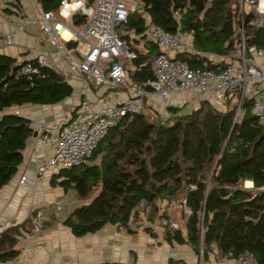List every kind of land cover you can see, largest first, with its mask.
Instances as JSON below:
<instances>
[{
	"label": "trees",
	"instance_id": "1",
	"mask_svg": "<svg viewBox=\"0 0 264 264\" xmlns=\"http://www.w3.org/2000/svg\"><path fill=\"white\" fill-rule=\"evenodd\" d=\"M134 1L140 7L129 12L118 28L135 52L123 66L129 82L141 85L151 77L147 58L154 47L146 40L143 48L137 46L143 15L164 31L191 32L193 47L207 53H232L239 41L238 0ZM58 2L37 0L41 10H54ZM84 20L80 15L71 18L74 26ZM243 36L245 43L264 50L263 27L245 25ZM64 45L72 48L75 42L67 40ZM176 56L189 67L201 66L188 53ZM27 61L34 59L17 63L0 54V111L29 103L54 104L72 93L64 76L46 65L38 66L37 75L15 76ZM216 66L207 63L209 69ZM236 97L237 91L232 90L220 105L202 99L184 111L166 105L160 109L166 117L156 120L149 119L144 108L122 116L99 141L89 164L52 174V184L63 191L71 189L84 200L62 224L74 237L93 233L104 224H118L132 234L127 223L130 211L133 224L142 221V212L147 222L143 230L151 237L150 224L166 220L160 234L168 245L184 244L197 256L210 252L216 260L234 259L248 251L264 263V124L251 113L253 97L248 96L233 121ZM31 134L29 119L14 112L0 113V188L17 171ZM247 181L251 187L244 185ZM160 200L177 204L182 228L169 225L170 216L161 211ZM29 224L25 219L0 230V262L19 253L18 236L30 232Z\"/></svg>",
	"mask_w": 264,
	"mask_h": 264
},
{
	"label": "built area",
	"instance_id": "2",
	"mask_svg": "<svg viewBox=\"0 0 264 264\" xmlns=\"http://www.w3.org/2000/svg\"><path fill=\"white\" fill-rule=\"evenodd\" d=\"M130 1L59 0L56 9L40 10V29L47 35L54 56L63 61L65 69L73 76L78 105L67 121L39 125L36 138L53 146L51 153L36 165L31 178L20 175L18 184L30 188L48 171L86 163L107 131L125 114L142 110L150 96L164 99L171 94L187 93L190 95L188 101L192 100L194 104L206 99L220 105L230 97L232 90H236L234 121L244 96L249 92V81L264 83V69L255 63L256 57H264V50L245 43L242 27L244 17L249 15L245 25L264 28V0H238L239 41L232 53L222 55L194 48L191 32L164 31L143 15L141 38L153 45L155 53L147 58L151 77L141 85L129 82L126 69L120 63L121 59L135 57V52L118 32L128 13L137 6L136 1ZM0 3L14 8L21 20L11 31L0 32L2 48L12 45L15 34L28 19L18 0H0ZM74 15L83 16L84 22L79 26L72 25ZM62 32L67 34L68 40L79 41L85 48L84 52L67 48ZM180 53H188L200 60L201 66L189 67L186 61L177 58ZM208 62L217 65L216 68H207ZM49 63L48 55L40 52L34 57V62L21 64L15 76L37 75L38 66ZM250 111L264 124V103L260 99L253 98ZM60 204L59 201L54 202L56 210L60 209ZM39 216L38 212L30 211L28 214L33 231L37 230ZM131 221L132 211L127 219L129 228H133ZM160 224H166V220L162 219ZM169 225L175 226L173 223ZM234 264L264 263L255 260L250 252L243 251L234 258Z\"/></svg>",
	"mask_w": 264,
	"mask_h": 264
},
{
	"label": "crops",
	"instance_id": "3",
	"mask_svg": "<svg viewBox=\"0 0 264 264\" xmlns=\"http://www.w3.org/2000/svg\"><path fill=\"white\" fill-rule=\"evenodd\" d=\"M18 1L28 22L21 25V30L15 34L12 45L0 48V54L12 57L19 63L23 60L34 59L40 52L46 53L50 59V63L46 66L59 71L72 88V93L68 97L54 104L29 103L11 106L0 111V113L14 112L29 119L32 131L36 132L39 125L67 121L78 105V95L73 90L75 84L73 76L65 69L63 61L54 56L49 40L45 42L43 39V36L47 35L41 31L39 26L38 16L41 9L37 0ZM20 22V16L14 8L0 3V32H9L14 25ZM62 36L64 41L68 40L65 32H62ZM140 40L141 36H139L137 46L142 44L141 48H143L145 39H142V43L139 44ZM74 42L75 46L72 49H77L78 42ZM255 63L264 69V57H256ZM184 94L187 93L177 95L176 99L183 97ZM247 96L258 98L264 103V83L252 81ZM188 102L193 103L192 100ZM36 137V134H31L27 138L22 150V161L17 171L0 188V230L10 225L20 224L25 219H28L30 223V232H22L18 236L19 253L13 259L0 262V264H168L171 257L176 256L177 258L178 251L181 249L170 247L165 241L159 245L154 244L156 243V239H153L156 238L155 232L152 231L154 236L151 237L147 231L143 230V227L147 226L144 215H140L141 222L132 224L131 229L134 231L132 234L127 233L121 227L116 229L115 224H104L95 232L80 237L71 235L69 228L62 224L63 218L53 220L45 217L42 212L43 208L52 206L55 209V201L64 202V204L71 202L70 192L73 191L71 189L63 191L58 185L50 182L52 174L56 171L46 172L30 188L18 184L20 175L31 178L36 165L46 160L51 153L53 146L44 139L38 141ZM59 179L61 178H55V180ZM162 202L165 203L164 207L171 203L160 200L159 206L163 204ZM164 209L162 208L161 211ZM30 211L40 214L36 221V231L32 230V223L28 218ZM160 221L158 220L156 225L150 224L153 230L157 231L162 227ZM45 222L46 225L42 227V223ZM183 245H178V247ZM187 247H185L187 260L182 258V262L178 264H188V261L190 264H196L197 255ZM206 259V264H234V259L217 262L213 253L210 252L207 253ZM229 260H231L230 263Z\"/></svg>",
	"mask_w": 264,
	"mask_h": 264
},
{
	"label": "rangeland",
	"instance_id": "4",
	"mask_svg": "<svg viewBox=\"0 0 264 264\" xmlns=\"http://www.w3.org/2000/svg\"><path fill=\"white\" fill-rule=\"evenodd\" d=\"M128 1L131 2L130 0H128ZM43 39L45 40V42H47L49 40L47 36H43ZM141 40L139 41V44L142 43ZM77 44H78L77 51L83 53L85 48L82 46V44L79 41H78ZM141 45L140 46L138 45V46L141 47ZM153 53H155V49L153 50ZM71 55H72V53H71ZM120 63L123 64L124 67H126L129 64V59H121ZM248 84L251 85L252 81H249ZM180 94H171V96H169L168 98H164V99H162V98L158 99L157 97H153V96L148 97L147 98V103L143 107L144 108L143 109V113L148 115L149 119L156 120L159 116L166 117V116H164L165 113L161 111L166 105L180 106L181 107L180 108L181 111L189 110L191 107H193L195 105L194 103H189L188 102V98H190L189 94H184L185 96L183 95V97L176 99V96L180 95ZM170 98H171V101H170ZM149 107H150V109H149ZM154 109H156V111H154ZM90 161L91 160L88 159L86 161V163H84V164L85 165L89 164ZM244 185L248 186V187H251V184L248 183V182H245ZM70 193H71L70 194L71 195V199H70L71 202H69L67 204H64V202H61L60 209L56 210L52 206H50V207L48 206V208H43L42 212L45 215V217H49V218H51L53 220H58V219L65 218L68 215V213L74 207H77V206H79V205L84 203L83 200L77 199L73 192H70ZM94 193H95V191L92 192L91 195L94 194ZM91 195H90V197H91ZM162 203L163 204H161L159 207L161 209L165 208L164 211H166L169 214V216H170V222L169 223H173L175 226H178V227L182 228L183 222H182V219L180 218V209L178 208L177 204L176 203H170V205H166L164 207L165 203L164 202H162ZM157 222H158V220L156 221V219H155V221L153 223L156 225ZM155 229H157V228H155ZM151 231H154L155 234H156L155 235L156 238H153V239H156L155 240L156 243H154V244L159 245L160 243L164 242L163 239H162V236L160 234L161 231H162V227L157 229V231L153 230V228H152ZM147 246H150V245H147ZM169 246L170 247H175L176 249H181V250L178 251L179 252L178 256L180 258H178V256H177V258H176V256L175 257H171L169 259L168 264L181 263L182 262V258L187 260V258L185 256V255H187L186 251H185V247H187L186 245L178 247V245L173 244V245H169ZM170 252H172V251L170 250ZM206 256H201V254L196 256V258H195L197 260L196 264H206L207 263L206 262L207 261ZM215 261L219 262L220 260H216L215 259ZM230 262H231V260H229V263ZM187 263L190 264L189 261Z\"/></svg>",
	"mask_w": 264,
	"mask_h": 264
},
{
	"label": "water",
	"instance_id": "5",
	"mask_svg": "<svg viewBox=\"0 0 264 264\" xmlns=\"http://www.w3.org/2000/svg\"><path fill=\"white\" fill-rule=\"evenodd\" d=\"M139 7H140V5L137 4V6L135 7V9H137ZM248 18H249V15H247V16L244 17L243 22H242V27L245 26V23H247ZM32 135H35V132L34 131H32ZM115 228L118 229L119 228V225L118 224H115Z\"/></svg>",
	"mask_w": 264,
	"mask_h": 264
},
{
	"label": "bare ground",
	"instance_id": "6",
	"mask_svg": "<svg viewBox=\"0 0 264 264\" xmlns=\"http://www.w3.org/2000/svg\"><path fill=\"white\" fill-rule=\"evenodd\" d=\"M32 62V61H31ZM248 183H250L249 181H247Z\"/></svg>",
	"mask_w": 264,
	"mask_h": 264
}]
</instances>
